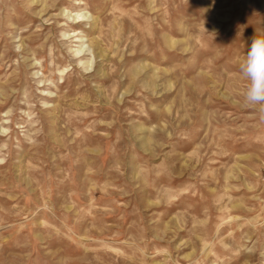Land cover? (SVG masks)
I'll list each match as a JSON object with an SVG mask.
<instances>
[{
  "label": "rangeland",
  "instance_id": "374dc122",
  "mask_svg": "<svg viewBox=\"0 0 264 264\" xmlns=\"http://www.w3.org/2000/svg\"><path fill=\"white\" fill-rule=\"evenodd\" d=\"M256 33L264 0H0V264H264Z\"/></svg>",
  "mask_w": 264,
  "mask_h": 264
},
{
  "label": "clouds",
  "instance_id": "9594fccd",
  "mask_svg": "<svg viewBox=\"0 0 264 264\" xmlns=\"http://www.w3.org/2000/svg\"><path fill=\"white\" fill-rule=\"evenodd\" d=\"M239 72L247 81L243 98L248 106L258 107L264 115V35L257 33L239 65Z\"/></svg>",
  "mask_w": 264,
  "mask_h": 264
}]
</instances>
